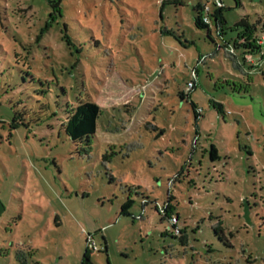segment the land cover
<instances>
[{
	"label": "rangeland",
	"instance_id": "rangeland-1",
	"mask_svg": "<svg viewBox=\"0 0 264 264\" xmlns=\"http://www.w3.org/2000/svg\"><path fill=\"white\" fill-rule=\"evenodd\" d=\"M223 1L211 39L214 0H0V264H264V0Z\"/></svg>",
	"mask_w": 264,
	"mask_h": 264
},
{
	"label": "trees",
	"instance_id": "trees-1",
	"mask_svg": "<svg viewBox=\"0 0 264 264\" xmlns=\"http://www.w3.org/2000/svg\"><path fill=\"white\" fill-rule=\"evenodd\" d=\"M49 1L53 8V12H51L50 15V19L53 21L56 19V14L62 15V10L60 5L61 0H49ZM222 2H223L222 6H217L214 0L213 2L214 8L211 7L209 4H203V3H199L196 7L195 23L197 27L206 28L208 31V36L211 39H213L211 34L212 32L211 25L203 21L205 6L206 5L210 6L209 15L211 17V21L216 26L217 31H219V29L223 31V33L219 34L220 36L223 37L225 34L224 31L226 29L225 27L226 20L224 16L225 4L223 0ZM51 24H52L51 21L47 22L44 28L42 29V32L44 33L45 31H47L51 27ZM242 24H245L246 28L242 32L238 33V37L236 38L235 43H233L234 44L233 47L234 49L236 48V46L239 45H242L244 47L243 60L245 61L244 54L246 53V51L248 50V52L251 54H253L256 51H261L263 40L255 34L254 31L255 27H252L250 24L245 22H240L237 25H242ZM230 43H231L230 41L227 42L229 47L232 46ZM213 103L215 106H217L215 102ZM193 107L196 116L199 115L196 106L194 105ZM102 110H103L102 106H100L95 101H89V100L83 101L80 104H78L75 108L69 110L68 117L66 121L63 122V126H65L66 131L69 133L72 139H74L75 141L85 142L87 145H90L91 137L96 132L97 120L100 114L102 113ZM211 157L213 160H215L218 157L217 149L214 145L211 148ZM143 202L147 204L149 200L145 198ZM133 203L134 200L131 197H129L127 201L122 205V211L126 214H129L128 209L131 207ZM156 208L161 214H163L164 217H167L169 220L171 219L172 214H174L172 213V209L169 203H166L165 207L162 210L157 205ZM215 231L217 234H219L220 231L222 233L224 232V228L222 227L221 222H219V224L215 227Z\"/></svg>",
	"mask_w": 264,
	"mask_h": 264
},
{
	"label": "built area",
	"instance_id": "built-area-1",
	"mask_svg": "<svg viewBox=\"0 0 264 264\" xmlns=\"http://www.w3.org/2000/svg\"><path fill=\"white\" fill-rule=\"evenodd\" d=\"M215 2H216L217 6H222L223 5L222 0H215ZM209 10H210V6L206 5L205 6V13L203 14V21L206 22V23L211 24L212 21H211L210 15H209ZM231 50H233V48ZM196 76H197V72L195 70H192V72H191V78L192 79L189 80L188 83H187V90L188 91H190L192 88H194L196 86ZM170 182H172V180ZM178 221H179L178 216L176 214H172L170 222L173 225H175L177 230L179 231L180 229H178V227H177Z\"/></svg>",
	"mask_w": 264,
	"mask_h": 264
},
{
	"label": "water",
	"instance_id": "water-1",
	"mask_svg": "<svg viewBox=\"0 0 264 264\" xmlns=\"http://www.w3.org/2000/svg\"><path fill=\"white\" fill-rule=\"evenodd\" d=\"M0 206H1V204H0ZM0 212H1V210H0ZM248 215H249V209L247 206V207H245V217L248 218Z\"/></svg>",
	"mask_w": 264,
	"mask_h": 264
}]
</instances>
